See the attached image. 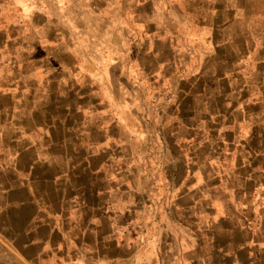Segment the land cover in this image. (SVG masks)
I'll use <instances>...</instances> for the list:
<instances>
[{
    "label": "crops",
    "instance_id": "crops-1",
    "mask_svg": "<svg viewBox=\"0 0 264 264\" xmlns=\"http://www.w3.org/2000/svg\"><path fill=\"white\" fill-rule=\"evenodd\" d=\"M204 1L209 36L183 44L175 74H208L215 147L194 154L209 168L177 187L188 203L176 219L157 211L168 188L121 170V147L146 140L149 122L105 68L113 59L67 57L57 27L0 33V264H264V0ZM181 105L174 129H199Z\"/></svg>",
    "mask_w": 264,
    "mask_h": 264
},
{
    "label": "rangeland",
    "instance_id": "rangeland-1",
    "mask_svg": "<svg viewBox=\"0 0 264 264\" xmlns=\"http://www.w3.org/2000/svg\"><path fill=\"white\" fill-rule=\"evenodd\" d=\"M225 4L219 1L213 6ZM211 8L204 0H0V33L18 38L17 30L27 33L31 27H41L50 34L57 27L69 46L67 57L87 54L104 63L113 59V66L105 68L120 77L127 102L141 121L149 122L146 140L137 137L133 144L121 147L126 159L121 170L135 168L140 178L149 175V186L168 188L162 199L165 209L157 211L170 219L180 215L177 187L194 184L189 169L194 165L199 170L209 168L202 160L192 162L194 154L202 158L215 147L216 130L208 116L214 99L202 94L211 89L208 74L198 82L179 80L175 74L178 59L183 60L185 53L187 60L189 55L183 44L209 36L205 31L213 21ZM136 63L146 78L140 84L131 83ZM209 66L207 62V71ZM194 91L195 98L189 95ZM177 103L182 104L179 118L189 124L198 122L199 129H174Z\"/></svg>",
    "mask_w": 264,
    "mask_h": 264
}]
</instances>
